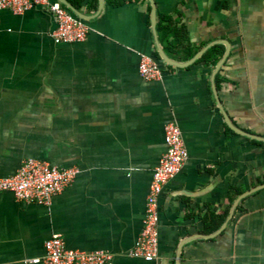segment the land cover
I'll use <instances>...</instances> for the list:
<instances>
[{
	"label": "crops",
	"instance_id": "0c3cea01",
	"mask_svg": "<svg viewBox=\"0 0 264 264\" xmlns=\"http://www.w3.org/2000/svg\"><path fill=\"white\" fill-rule=\"evenodd\" d=\"M110 1L83 0L89 31L76 44L55 42L57 19L42 6L0 11V179L27 159L80 168L51 206L0 194V264L43 258L54 233L69 248L110 251L114 264H264V140L226 120L264 137V0H153L154 25L150 0ZM161 16L187 28L195 56L228 48L220 69L198 61L207 50L186 67L161 60ZM142 56L161 77L140 74ZM172 121L188 158L159 197L147 262L131 253Z\"/></svg>",
	"mask_w": 264,
	"mask_h": 264
},
{
	"label": "built area",
	"instance_id": "2783aa9c",
	"mask_svg": "<svg viewBox=\"0 0 264 264\" xmlns=\"http://www.w3.org/2000/svg\"><path fill=\"white\" fill-rule=\"evenodd\" d=\"M37 6H42L56 17L55 42L76 44L87 40L88 27L60 1L0 0V11L12 10L19 15ZM139 72L145 79L152 80L161 77L163 70L155 60L142 56ZM164 133L168 149L153 170L143 230L131 253L132 257L147 262H153L158 254L159 197L163 187L181 171L188 158L181 126L177 122H168ZM79 172L80 168L76 166L62 168L46 161L27 159L16 175L0 179V194L11 192L20 201L51 206L54 196L71 185ZM45 250L43 258L30 260L27 264H114V255L110 251L69 248L60 233H54L46 241Z\"/></svg>",
	"mask_w": 264,
	"mask_h": 264
},
{
	"label": "trees",
	"instance_id": "16d2710c",
	"mask_svg": "<svg viewBox=\"0 0 264 264\" xmlns=\"http://www.w3.org/2000/svg\"><path fill=\"white\" fill-rule=\"evenodd\" d=\"M77 8L83 9V0H70ZM126 0H111L110 4L115 7L123 5ZM65 5V4H64ZM97 6H94V10ZM157 32L165 52L175 61H188L195 56L198 49L191 45L187 28L170 16H161L157 24ZM223 45H214L207 50L198 60L206 65L215 67L224 55ZM157 60L160 61L157 55ZM220 85V74L217 77Z\"/></svg>",
	"mask_w": 264,
	"mask_h": 264
},
{
	"label": "water",
	"instance_id": "95a60500",
	"mask_svg": "<svg viewBox=\"0 0 264 264\" xmlns=\"http://www.w3.org/2000/svg\"><path fill=\"white\" fill-rule=\"evenodd\" d=\"M63 1V3H65L66 5H68V7L70 8V10H72L73 12H75L77 14L78 17L84 19V18H88L87 16H85L77 7H75L74 4L70 3L68 0H61ZM151 3H152V6H153V18H152V22H153V25H154V22H155V17H156V13H155V3L153 2V0H150ZM225 44V43H223ZM226 46H228L227 44H225ZM208 48H205L203 49L202 51H200L192 60L188 61V62H185V63H179V62H176V61H173L172 59H170L167 54L160 48L159 49V54H160V57H161V60H163L166 64L168 65H171V66H177V67H186L188 65H190L192 62H194L197 58H199ZM227 53H228V48H227V51L225 53V56H227ZM225 56L222 58V60H220V62L217 64L216 66V69H215V73L220 69V67L222 66L223 62H224V59H225ZM227 117V123L228 125L233 128L234 130H236L237 132L239 133H242L244 135H247V136H251V137H255V138H258V139H263L264 140V137H260L259 135H254L252 133H248L244 130H242L241 128L235 126L231 120H230V117L228 115H226ZM176 196V195H175Z\"/></svg>",
	"mask_w": 264,
	"mask_h": 264
}]
</instances>
